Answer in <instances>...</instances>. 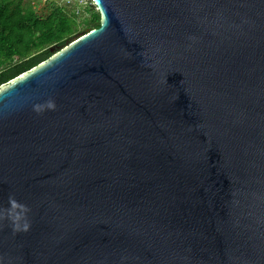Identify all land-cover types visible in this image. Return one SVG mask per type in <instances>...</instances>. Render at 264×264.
Instances as JSON below:
<instances>
[{"label":"water","instance_id":"95a60500","mask_svg":"<svg viewBox=\"0 0 264 264\" xmlns=\"http://www.w3.org/2000/svg\"><path fill=\"white\" fill-rule=\"evenodd\" d=\"M92 1L98 27L0 85V208H32L0 255L264 264V0Z\"/></svg>","mask_w":264,"mask_h":264},{"label":"trees","instance_id":"16d2710c","mask_svg":"<svg viewBox=\"0 0 264 264\" xmlns=\"http://www.w3.org/2000/svg\"><path fill=\"white\" fill-rule=\"evenodd\" d=\"M93 6L79 20L64 5L54 4L42 15L32 0H0V85L48 59L78 33L98 27L100 13Z\"/></svg>","mask_w":264,"mask_h":264},{"label":"clouds","instance_id":"9594fccd","mask_svg":"<svg viewBox=\"0 0 264 264\" xmlns=\"http://www.w3.org/2000/svg\"><path fill=\"white\" fill-rule=\"evenodd\" d=\"M57 108L56 102L53 99H49L44 104H37L34 106V111L37 114H41L45 111H55ZM32 208L21 201L17 200L14 195H10L8 198L7 207L0 208V223L7 221L14 234L27 233L31 230V216ZM0 264H6L3 255H0ZM121 264H127V258H121Z\"/></svg>","mask_w":264,"mask_h":264},{"label":"rangeland","instance_id":"374dc122","mask_svg":"<svg viewBox=\"0 0 264 264\" xmlns=\"http://www.w3.org/2000/svg\"><path fill=\"white\" fill-rule=\"evenodd\" d=\"M36 9L42 15H47L54 4H60L66 6L69 10L75 11L79 17V20L89 16L87 8H92L94 3L91 0H32ZM97 9L96 6H93ZM78 33L76 36H78ZM59 49V48H58Z\"/></svg>","mask_w":264,"mask_h":264}]
</instances>
